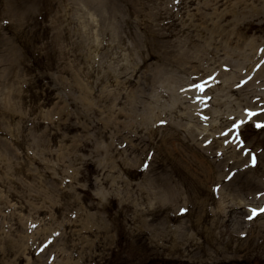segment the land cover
Returning a JSON list of instances; mask_svg holds the SVG:
<instances>
[{
	"label": "rangeland",
	"instance_id": "1",
	"mask_svg": "<svg viewBox=\"0 0 264 264\" xmlns=\"http://www.w3.org/2000/svg\"><path fill=\"white\" fill-rule=\"evenodd\" d=\"M261 210L264 0H0V264H264Z\"/></svg>",
	"mask_w": 264,
	"mask_h": 264
},
{
	"label": "snow or ice",
	"instance_id": "2",
	"mask_svg": "<svg viewBox=\"0 0 264 264\" xmlns=\"http://www.w3.org/2000/svg\"><path fill=\"white\" fill-rule=\"evenodd\" d=\"M253 211H255V210H253ZM261 211H264V210H261Z\"/></svg>",
	"mask_w": 264,
	"mask_h": 264
}]
</instances>
